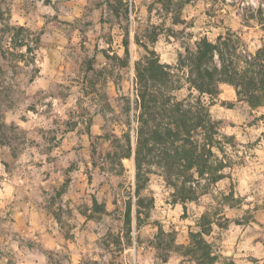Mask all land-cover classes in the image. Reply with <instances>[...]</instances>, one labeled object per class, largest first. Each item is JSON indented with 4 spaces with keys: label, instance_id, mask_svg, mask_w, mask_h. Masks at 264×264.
<instances>
[{
    "label": "rangeland",
    "instance_id": "obj_1",
    "mask_svg": "<svg viewBox=\"0 0 264 264\" xmlns=\"http://www.w3.org/2000/svg\"><path fill=\"white\" fill-rule=\"evenodd\" d=\"M203 39L250 69L264 0H0V264H264V92L198 90Z\"/></svg>",
    "mask_w": 264,
    "mask_h": 264
},
{
    "label": "trees",
    "instance_id": "obj_2",
    "mask_svg": "<svg viewBox=\"0 0 264 264\" xmlns=\"http://www.w3.org/2000/svg\"><path fill=\"white\" fill-rule=\"evenodd\" d=\"M215 52H217L221 57L224 55L220 45L209 42L207 39H203L198 46L197 53L193 54L190 58H187L191 73H196L192 78V82L195 84V87L198 90L203 92H213L216 84L221 79H225L226 81L235 85L237 89H239L238 93L240 95L245 93V95H250L251 98H254L259 97L257 93L264 92V50H260L254 61L248 63L250 69H243L238 63L228 64L227 66L222 64V66H219L214 61V66L210 70L199 69V71L196 72L195 65L197 64L200 66L206 57H209L211 60H213L215 57ZM150 65L151 70L147 69L146 67L137 69L139 77L142 80H146L147 77L153 79L152 81L154 86L162 87L167 85L171 78V74L167 70V67L163 64H160L159 60L157 59L153 60ZM182 65H186V62L183 61ZM143 87L144 90L140 94V97L142 100V109L144 110L147 102L150 100L146 96V92L148 91L147 85H144ZM261 96L263 97L264 95L261 94ZM154 105L156 107L157 104ZM162 105L163 108H161V110H157L155 115L166 114L169 111L164 107V104ZM151 107L155 109L154 106ZM144 115L146 114H142V116ZM183 116L186 115L184 114ZM183 116L174 120L176 129L172 134L173 140L168 139L169 132L162 133L160 130L150 131V139L155 141V144L159 150L162 148V155L166 154L167 152V150H165V144L168 141L173 143L175 140L180 139V141H185L188 143L187 136L190 134V130H193L192 126L194 121L188 120L190 122L186 123V118L183 119ZM144 135H146V133L143 134V136ZM173 167L174 166L170 165L171 169H173ZM192 236L193 238L197 239V242H194L193 246H189V248L186 249V255H193V260L197 262V264H213L216 260V255L210 251V245L204 241L201 234H193Z\"/></svg>",
    "mask_w": 264,
    "mask_h": 264
},
{
    "label": "crops",
    "instance_id": "obj_3",
    "mask_svg": "<svg viewBox=\"0 0 264 264\" xmlns=\"http://www.w3.org/2000/svg\"><path fill=\"white\" fill-rule=\"evenodd\" d=\"M241 243V242H240ZM239 243V244H240ZM248 243V239L247 238H245L244 237V240H242V243L239 245V247L241 246V245H245V244H247ZM258 243V242H257ZM259 244H260V246L262 247V243L261 242H259ZM182 264H191L190 263V261H186V263H182ZM196 264V263H195ZM215 264V263H214Z\"/></svg>",
    "mask_w": 264,
    "mask_h": 264
}]
</instances>
